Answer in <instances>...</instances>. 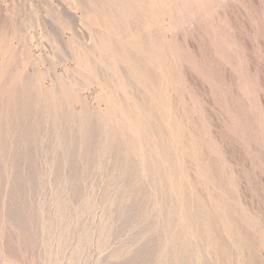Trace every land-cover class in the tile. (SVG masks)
<instances>
[{"label":"rangeland","instance_id":"rangeland-1","mask_svg":"<svg viewBox=\"0 0 264 264\" xmlns=\"http://www.w3.org/2000/svg\"><path fill=\"white\" fill-rule=\"evenodd\" d=\"M0 264H264V0H0Z\"/></svg>","mask_w":264,"mask_h":264}]
</instances>
